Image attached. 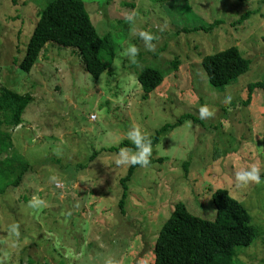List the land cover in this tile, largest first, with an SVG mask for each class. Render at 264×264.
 Instances as JSON below:
<instances>
[{
    "label": "rangeland",
    "instance_id": "374dc122",
    "mask_svg": "<svg viewBox=\"0 0 264 264\" xmlns=\"http://www.w3.org/2000/svg\"><path fill=\"white\" fill-rule=\"evenodd\" d=\"M50 1L0 0V89L32 99L10 131L12 147L31 168L21 186L0 195V264H153L157 235L175 205L212 221L216 190L246 209L256 233L232 264H264V90L255 88L245 102L247 87L264 83V0H84L97 34H110L115 43V58L98 80L75 50L53 44L29 74L19 70L36 12ZM245 13L251 15L238 23ZM216 20L221 24L208 33H184ZM140 30L154 36L152 51ZM129 44L139 50L135 62L122 55ZM231 46L249 69L215 88L200 62ZM144 68L167 73L146 99L136 78ZM201 105L212 115L199 119ZM185 114L199 122L185 119L160 136L152 162L128 182L123 210L118 180L128 165H117L116 157L100 153L94 166L67 182L75 164L127 140L131 126L150 137ZM57 160L63 171L52 168ZM250 167L259 170L260 182L237 188L235 172Z\"/></svg>",
    "mask_w": 264,
    "mask_h": 264
},
{
    "label": "trees",
    "instance_id": "16d2710c",
    "mask_svg": "<svg viewBox=\"0 0 264 264\" xmlns=\"http://www.w3.org/2000/svg\"><path fill=\"white\" fill-rule=\"evenodd\" d=\"M246 1L249 0L236 2ZM23 6L31 9L28 2L23 3ZM86 7L84 0H51L41 11H37L32 34L18 64L19 70L29 74L39 62L43 49L48 46L47 44H53L75 50L86 73L98 80L109 69L115 58V43L110 34H105L103 37L97 34ZM250 15L251 13H245L239 18L238 23L244 22ZM220 24L221 22L216 20L209 27H194L184 33L198 31L208 33ZM200 64L208 82L215 88L235 83L249 69L248 60L242 56L236 46L206 55ZM174 66L176 67V63ZM166 74L156 69L144 68L136 75L143 99L162 84ZM255 88L264 90V83L257 82L247 87L246 103H249ZM31 100L29 94H18L8 88L0 89V155L6 153L4 158H0V180L4 183L0 188V195L11 185L21 186L25 179L24 174L31 168L25 157L12 147L10 134L11 130L21 125L22 115ZM230 105L231 102L228 106ZM185 119H190L193 123L199 122L189 114L180 116L176 123L163 126L149 137L152 146L159 141L161 135L179 127ZM123 147H132L131 142L124 140L116 147L101 149L91 155L86 162L75 164L73 169L67 172L69 174L67 182L72 183L78 171L80 170L81 174L91 162L94 166L96 163L93 161L100 156V153L104 154L103 156L108 155L109 158L116 157L115 154ZM54 163L52 168L63 171L64 167L56 166L61 161L57 160ZM187 166V162L183 163L185 172ZM137 167L139 166H128L118 180L122 189L118 201V208L121 210L124 208L128 192L127 184ZM211 202L215 211L212 221L193 215L181 203L175 205L157 235L153 249V264H232L239 254L237 249L247 248L252 244L256 233L250 224L251 218L246 209L225 190L211 193Z\"/></svg>",
    "mask_w": 264,
    "mask_h": 264
},
{
    "label": "clouds",
    "instance_id": "9594fccd",
    "mask_svg": "<svg viewBox=\"0 0 264 264\" xmlns=\"http://www.w3.org/2000/svg\"><path fill=\"white\" fill-rule=\"evenodd\" d=\"M134 13L130 14L127 19L131 21ZM139 39L143 42L144 47L147 51L154 49V36L145 30H140L137 33ZM138 48L135 45L129 44L124 49L122 55H125L135 62V57L138 54ZM231 97L226 96L224 103H230ZM197 115L199 119H205L212 115L207 105H201L197 109ZM125 138L131 142L132 147L120 148L119 152L116 153L115 163L117 165H136L139 167H146L150 163V156L152 154V144L147 134L143 133L138 126H131L125 133ZM55 179V178H53ZM261 175L256 167H250L248 169H241L234 174V182L237 188L249 186L252 183H259ZM108 264H112L111 261Z\"/></svg>",
    "mask_w": 264,
    "mask_h": 264
}]
</instances>
